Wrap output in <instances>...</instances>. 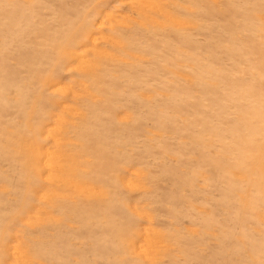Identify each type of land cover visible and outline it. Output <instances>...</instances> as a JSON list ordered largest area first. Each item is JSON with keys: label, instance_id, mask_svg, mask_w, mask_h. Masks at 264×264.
<instances>
[{"label": "rangeland", "instance_id": "rangeland-1", "mask_svg": "<svg viewBox=\"0 0 264 264\" xmlns=\"http://www.w3.org/2000/svg\"><path fill=\"white\" fill-rule=\"evenodd\" d=\"M0 264H264V0H0Z\"/></svg>", "mask_w": 264, "mask_h": 264}]
</instances>
